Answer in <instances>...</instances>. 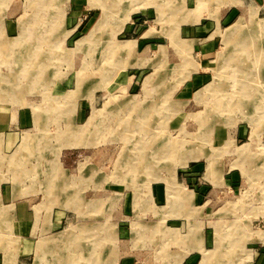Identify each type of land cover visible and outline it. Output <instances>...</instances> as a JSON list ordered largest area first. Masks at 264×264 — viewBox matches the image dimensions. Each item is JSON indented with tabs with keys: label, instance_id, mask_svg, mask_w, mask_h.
<instances>
[{
	"label": "rangeland",
	"instance_id": "rangeland-1",
	"mask_svg": "<svg viewBox=\"0 0 264 264\" xmlns=\"http://www.w3.org/2000/svg\"><path fill=\"white\" fill-rule=\"evenodd\" d=\"M98 1L0 0V264H264V0Z\"/></svg>",
	"mask_w": 264,
	"mask_h": 264
},
{
	"label": "crops",
	"instance_id": "crops-1",
	"mask_svg": "<svg viewBox=\"0 0 264 264\" xmlns=\"http://www.w3.org/2000/svg\"><path fill=\"white\" fill-rule=\"evenodd\" d=\"M208 29L206 28H195L193 30L188 29L186 32L187 34L185 37V41L192 44V47H194L197 52L198 56H201L203 58H209L213 55L216 48V42L209 38L205 39V35L207 34ZM179 38V37H178ZM181 39V38H180ZM183 40V39H182ZM179 42V41H177ZM181 43V41L179 42ZM137 44V41H136ZM182 44V43H181ZM137 47V45H136ZM160 49V48H159ZM176 50V48H174ZM204 78L201 75H197L193 78V80L188 84L190 88L192 86H197L198 84L203 83ZM1 199L5 202H11L16 205V214H17V220L18 223H16V229L19 231V233L23 236L20 238L19 245L24 247L26 250V247L30 248L28 249V252H24L23 255H34L35 254V241L33 233L37 230L36 229V221L34 220V214L30 212V204H31V197L28 198H17V194H1ZM64 221V215L59 214V216H54L51 223L48 225L49 227H53L54 230H57L61 227L62 223ZM32 234V235H31ZM195 251L190 253L188 255V252L183 254L181 257L178 258L177 263L179 264H194ZM188 255V256H187ZM34 258V259H33ZM34 260H38L36 256H32V264H34ZM130 264H134L130 262ZM136 264V263H135Z\"/></svg>",
	"mask_w": 264,
	"mask_h": 264
},
{
	"label": "bare ground",
	"instance_id": "bare-ground-1",
	"mask_svg": "<svg viewBox=\"0 0 264 264\" xmlns=\"http://www.w3.org/2000/svg\"><path fill=\"white\" fill-rule=\"evenodd\" d=\"M123 1H132L131 3L133 4V6H135L137 3L136 2H139V1H142V0H115V4H119V3H122ZM108 3V2H107ZM136 3V4H135ZM198 3H199V7H201V6H204V5H206L207 4V0H199L198 1ZM131 4V5H132ZM126 5V4H125ZM96 6H98L99 7V9L101 10V18L99 19V21H98V24L96 25V27L94 28V30H93V33L94 32H97L101 27H103V25H105L106 24V22H107V20H108V17H109V15H110V9H108L107 8V5L106 4H104V3H102V2H100V1H98V0H94V2L92 3V7H96ZM158 6V11H161V12H163L162 11V9L164 8V4H158L157 5ZM135 10V9H134ZM133 10V11H134ZM179 11H181V10H179ZM182 11H183V9H182ZM129 12V11H128ZM175 12H177V11H175ZM160 13V12H159ZM130 16V15H129ZM129 16H127V17H129ZM128 19V18H127ZM126 19V20H127ZM239 29L240 28H233L232 29V31H231V33H229V35H228V37H227V42L228 41H231L230 39H232V37H233V35H235L234 33L235 32H237V31H239ZM100 32V31H99ZM92 33V34H93ZM243 33H244V31H243ZM89 38V37H88ZM236 39V38H235ZM244 42V41H243ZM184 43V42H183ZM243 44V43H242ZM175 45V44H174ZM243 46V45H242ZM129 46L127 45V46H125L124 47V49H127V50H130L129 48H128ZM176 47H177V49L179 50V51H181L182 52V54H184V56H185V54L188 56V54L190 53V51H191V49L188 47V45L187 46H185L184 44H180L179 42L176 44ZM246 47V46H245ZM244 47V48H245ZM229 50V49H228ZM235 52V51H234ZM242 52H243V50H242ZM248 53V52H247ZM229 55V54H228ZM225 57V56H224ZM222 57V60H224L223 62H225L224 64H226V63H228L229 61H230V57ZM187 59V58H186ZM263 62V61H262ZM261 62V63H262ZM190 63H191V61H190ZM243 63V62H242ZM260 64V63H259ZM187 65V64H186ZM194 65V64H193ZM257 65V64H256ZM259 66V65H258ZM246 67V66H245ZM247 68H248V66H247ZM259 68V67H258ZM239 69V68H238ZM216 70V69H215ZM260 71V70H259ZM241 73V72H240ZM247 73V72H246ZM220 78V77H219ZM221 80V79H220ZM243 87V86H242ZM213 89V88H212ZM226 105H227V108H230V105H229V101L228 102H226ZM223 106V105H222ZM227 108H226V110H227ZM224 109V108H223ZM151 112V111H150ZM254 133H256V132H254ZM249 144H246V145H244L243 147H241L239 150L243 153V154H246V152H248V148H249ZM172 196V195H171ZM173 197V196H172ZM186 199V198H185ZM174 203V202H173ZM257 236L260 238V239H262V240H264V234H258L257 233Z\"/></svg>",
	"mask_w": 264,
	"mask_h": 264
}]
</instances>
